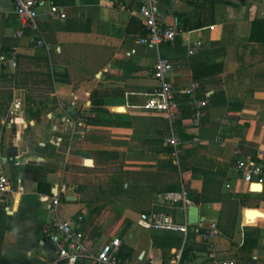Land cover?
Here are the masks:
<instances>
[{
    "label": "crops",
    "instance_id": "0c3cea01",
    "mask_svg": "<svg viewBox=\"0 0 264 264\" xmlns=\"http://www.w3.org/2000/svg\"><path fill=\"white\" fill-rule=\"evenodd\" d=\"M35 1L39 32L14 39V0H0V55L16 50L14 68L0 63V162L14 192L0 208V264H63L43 226L77 215L93 254L117 237L129 264H168L181 247L180 264H216L198 237L211 222L217 259L264 264V218L244 214L264 213V178L255 192L232 171L237 156L264 169V43L251 38L264 6L156 0L161 25L180 31L157 52L139 43L140 0ZM51 5L66 17L51 14ZM158 54L174 64L167 76L174 87L197 83L182 100L186 109L205 101L198 128L177 115L178 158L166 145L167 119L145 106L158 85ZM31 98L40 107L29 113ZM15 102L21 109L8 123ZM183 191L199 209L186 236L138 225L151 211L184 222Z\"/></svg>",
    "mask_w": 264,
    "mask_h": 264
},
{
    "label": "built area",
    "instance_id": "2783aa9c",
    "mask_svg": "<svg viewBox=\"0 0 264 264\" xmlns=\"http://www.w3.org/2000/svg\"><path fill=\"white\" fill-rule=\"evenodd\" d=\"M191 1L199 2L201 0ZM156 3V0H140L139 2L138 17L141 20L145 34L144 37L139 39V43L148 45L158 52L162 45L173 42L180 35V31L161 25L157 17ZM13 5V16L17 24L13 32V38L19 39L27 32L38 33L36 1L14 0ZM49 12L60 19L66 17L64 10L56 5H51ZM36 45L45 47L44 41L40 37L37 39ZM197 46H200V43H194L188 49V54H192ZM0 63L14 68L16 65V50L13 49L1 54ZM173 67L174 64L170 60L160 57L159 54L157 55L153 66V77L158 85L156 91L146 99L145 106L150 111L167 119L171 134L166 138V145L169 147L172 156L178 158L182 151L183 141L172 133V126L176 122L177 115L182 111L185 112L187 117L184 118V121H187L189 127L196 129L200 126L201 108L205 105V101L200 102L194 109H189V107L186 109L182 100L184 97L193 96L198 86L195 81H191L186 85L174 87L167 78ZM20 109L21 104L15 102L12 108L8 110V123H11V119ZM66 123L72 125L69 119L66 120ZM197 140L196 137L193 138L194 142ZM232 171L241 176V179L249 186L250 190L252 185L263 182V166L254 161L237 156L234 160ZM64 190L65 188L62 186L61 191ZM13 194L12 183L5 174L4 164L0 162V208L9 204ZM180 200L185 211L192 205L186 191L181 193ZM57 205L58 197H54L51 202V211L53 213L56 212ZM82 221L83 216L77 215L63 221L55 218L46 222L43 226L42 232L45 239L57 250L58 257L63 264H84L86 262H92V264H129L120 254L121 240L117 237L109 240L96 254H93L83 233L79 230V225ZM137 223L145 230L173 232L183 236L187 235L189 226L187 216H185L184 222H177L172 215L153 211L142 213ZM218 236L219 231L215 222L205 224L198 233L199 241L206 246L209 251V257L214 259L216 264H234L232 259H217L218 251L215 248L214 239L218 238ZM182 255L183 248L181 247L175 251L168 264H180Z\"/></svg>",
    "mask_w": 264,
    "mask_h": 264
},
{
    "label": "water",
    "instance_id": "95a60500",
    "mask_svg": "<svg viewBox=\"0 0 264 264\" xmlns=\"http://www.w3.org/2000/svg\"><path fill=\"white\" fill-rule=\"evenodd\" d=\"M254 3H258L264 6V0H251ZM245 217H253V216H260L264 215L259 213L256 209H248L245 211ZM187 220L190 225H196L199 222V209L197 206L191 205L187 209Z\"/></svg>",
    "mask_w": 264,
    "mask_h": 264
},
{
    "label": "trees",
    "instance_id": "16d2710c",
    "mask_svg": "<svg viewBox=\"0 0 264 264\" xmlns=\"http://www.w3.org/2000/svg\"><path fill=\"white\" fill-rule=\"evenodd\" d=\"M212 1V0H211ZM213 1H217V2H224V3H231V1H227V0H213ZM243 2H245L246 0H242ZM253 27V35H252V39H257V41L264 43V20H257L254 21L252 24ZM203 175L206 178H211V174L204 172ZM206 201H209L208 199H206Z\"/></svg>",
    "mask_w": 264,
    "mask_h": 264
},
{
    "label": "rangeland",
    "instance_id": "374dc122",
    "mask_svg": "<svg viewBox=\"0 0 264 264\" xmlns=\"http://www.w3.org/2000/svg\"><path fill=\"white\" fill-rule=\"evenodd\" d=\"M33 102H34V100H32V98L27 100L26 103H25V106H24V111H27V112L31 113V112H34V111L36 112V110H39V107H40L39 104L38 103H33ZM45 105H46V100L43 101L42 107L45 106Z\"/></svg>",
    "mask_w": 264,
    "mask_h": 264
},
{
    "label": "bare ground",
    "instance_id": "6f19581e",
    "mask_svg": "<svg viewBox=\"0 0 264 264\" xmlns=\"http://www.w3.org/2000/svg\"><path fill=\"white\" fill-rule=\"evenodd\" d=\"M87 164H90L89 162H87ZM251 190L252 191H255V192H259V191H261L262 190V187H261V185H252L251 186ZM259 213H262V214H264L263 212H260V211H258ZM248 218H250V219H255V218H264V215H260V216H253V217H248Z\"/></svg>",
    "mask_w": 264,
    "mask_h": 264
}]
</instances>
